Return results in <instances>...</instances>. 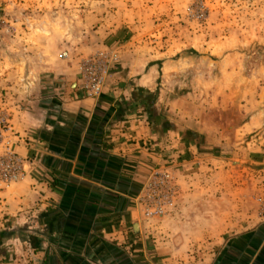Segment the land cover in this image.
<instances>
[{
  "label": "crops",
  "instance_id": "0c3cea01",
  "mask_svg": "<svg viewBox=\"0 0 264 264\" xmlns=\"http://www.w3.org/2000/svg\"><path fill=\"white\" fill-rule=\"evenodd\" d=\"M33 54L51 82L2 85L27 173L0 185V264H264V217L231 179L222 195L219 181L203 186L185 172L166 215L145 221L139 198L151 172L174 161L187 169L198 149L175 143L138 98L154 91L153 70L137 59L86 98L76 65ZM7 55L4 75L27 70Z\"/></svg>",
  "mask_w": 264,
  "mask_h": 264
},
{
  "label": "rangeland",
  "instance_id": "374dc122",
  "mask_svg": "<svg viewBox=\"0 0 264 264\" xmlns=\"http://www.w3.org/2000/svg\"><path fill=\"white\" fill-rule=\"evenodd\" d=\"M34 48L76 65L86 98H99L111 73L137 59L154 71V91H139L138 98H151L155 125L177 135L175 143L181 137L183 147L198 149L187 169L173 156L176 166L151 172L139 198L146 222L163 218L178 200L185 172L203 186L219 181L222 195L225 181L233 180L237 194L264 217V0H0V185L14 183L5 182L10 159H21L27 173L14 150V107L2 85L30 88L51 80ZM4 51L29 72L4 75ZM95 73L103 76L99 95L85 89ZM163 177L174 196L150 215L157 207L148 195L170 192L169 185L154 184Z\"/></svg>",
  "mask_w": 264,
  "mask_h": 264
},
{
  "label": "built area",
  "instance_id": "2783aa9c",
  "mask_svg": "<svg viewBox=\"0 0 264 264\" xmlns=\"http://www.w3.org/2000/svg\"><path fill=\"white\" fill-rule=\"evenodd\" d=\"M90 82L92 84L86 85V87H85L88 94L90 93V94H94V95H99L101 88H102V83H103L102 73L99 76L98 75L96 76V73L93 74V78L90 79ZM21 162H22L21 159H10V164L8 162L9 170H8V172L6 174V178H5L6 183L15 182L24 176L23 166H22ZM154 184L156 186H159L160 184L169 185L170 192L167 193L164 196V198H161V196L156 197V194H153V195L149 194L148 195L149 198L152 200V202H155L156 207H157L156 211H149V209H148L150 215H153V214L159 212L160 207L163 206L164 200L166 199V197H170L172 200V197L174 196L173 195L174 188L171 187V182L167 177H163L161 179H156ZM150 191L151 190H149V193H150ZM154 193H156V191Z\"/></svg>",
  "mask_w": 264,
  "mask_h": 264
},
{
  "label": "trees",
  "instance_id": "16d2710c",
  "mask_svg": "<svg viewBox=\"0 0 264 264\" xmlns=\"http://www.w3.org/2000/svg\"><path fill=\"white\" fill-rule=\"evenodd\" d=\"M142 91H143V90H140V92H142ZM146 99H151V98H148V97H147Z\"/></svg>",
  "mask_w": 264,
  "mask_h": 264
}]
</instances>
